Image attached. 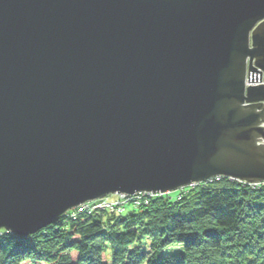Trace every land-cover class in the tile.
I'll use <instances>...</instances> for the list:
<instances>
[{"label": "water", "instance_id": "1", "mask_svg": "<svg viewBox=\"0 0 264 264\" xmlns=\"http://www.w3.org/2000/svg\"><path fill=\"white\" fill-rule=\"evenodd\" d=\"M217 176L264 182V0H0V229Z\"/></svg>", "mask_w": 264, "mask_h": 264}, {"label": "trees", "instance_id": "2", "mask_svg": "<svg viewBox=\"0 0 264 264\" xmlns=\"http://www.w3.org/2000/svg\"><path fill=\"white\" fill-rule=\"evenodd\" d=\"M2 232L0 264H264V184L219 177L122 214Z\"/></svg>", "mask_w": 264, "mask_h": 264}, {"label": "rangeland", "instance_id": "3", "mask_svg": "<svg viewBox=\"0 0 264 264\" xmlns=\"http://www.w3.org/2000/svg\"><path fill=\"white\" fill-rule=\"evenodd\" d=\"M215 179L219 180L218 176ZM243 183H245V182H243ZM262 183L264 184V182H262ZM262 183H258V184L245 183V184L255 187V186L261 185ZM199 184H202V182L192 184V185H189L186 187H182V188L177 189L175 191L165 192V193H161V192H156V193H153V192H137V193H133V194H125V193L124 194H121V193L110 194V195L98 198L96 200H93V201L85 202V203H83V205L81 204L78 207H75L73 209H69L62 216L69 215L70 217L75 218L78 214H80L82 212L95 213V212H102V211H108L110 213L122 214L125 212V210H126V212H128L130 209H134V208L138 209L141 206L149 205L156 198H160V196H164V195L165 196H171V195L176 196L178 194L181 195V193H184L187 189L194 188L195 186H197ZM142 196H144V197H142ZM118 198H119V200L123 198L125 201H121V203H120V201H118L116 204L115 202ZM126 200H129V201H126ZM110 201H112V203H110ZM139 201H141V202L138 203ZM81 208H83L82 211H81ZM2 230L16 234L15 232L8 231L6 229H0V235L1 236L3 235ZM34 234H31V235H34ZM16 235L19 236L20 238H26L28 236H31V235L22 236L19 234H16Z\"/></svg>", "mask_w": 264, "mask_h": 264}, {"label": "bare ground", "instance_id": "4", "mask_svg": "<svg viewBox=\"0 0 264 264\" xmlns=\"http://www.w3.org/2000/svg\"><path fill=\"white\" fill-rule=\"evenodd\" d=\"M253 84H256V82H251V81H248L247 79H246V86H248V85H253ZM215 178H217V177H213L212 179H215ZM219 178V177H218ZM212 179H209V180H205L204 182H208V181H211ZM203 181H202V183H204ZM83 205V204H82ZM83 209H81V211H82Z\"/></svg>", "mask_w": 264, "mask_h": 264}, {"label": "built area", "instance_id": "5", "mask_svg": "<svg viewBox=\"0 0 264 264\" xmlns=\"http://www.w3.org/2000/svg\"><path fill=\"white\" fill-rule=\"evenodd\" d=\"M142 197H144V196H142ZM118 201H120V203H121V201H125V200H124L123 198L119 200V198H118V199L116 200L115 203L117 204ZM126 201H129V200H126ZM140 202H141V201H139L138 203H140ZM110 203H112V201H110ZM108 204H109V203H108ZM123 205H124V204H123ZM81 209H83V208H81Z\"/></svg>", "mask_w": 264, "mask_h": 264}]
</instances>
